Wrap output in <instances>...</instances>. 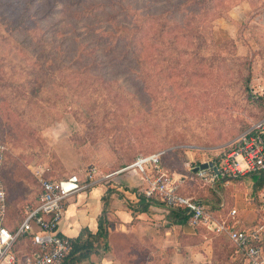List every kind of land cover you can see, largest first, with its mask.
<instances>
[{
  "label": "rangeland",
  "instance_id": "374dc122",
  "mask_svg": "<svg viewBox=\"0 0 264 264\" xmlns=\"http://www.w3.org/2000/svg\"><path fill=\"white\" fill-rule=\"evenodd\" d=\"M248 61L252 79L245 90ZM263 90L264 0H0L9 230L34 204V173L82 178L94 170L98 186L107 187L114 178H137L129 170L107 179L162 152L161 168L185 182L182 194L214 205L194 164L258 119L250 96ZM260 200L241 178L226 185L225 209L214 217L227 220L236 208L233 223L252 216L241 224L246 229L264 219ZM109 223L114 235L117 222ZM110 244L118 252L129 247L121 237ZM17 252L23 260L26 244ZM168 263L169 257L157 264Z\"/></svg>",
  "mask_w": 264,
  "mask_h": 264
},
{
  "label": "built area",
  "instance_id": "2783aa9c",
  "mask_svg": "<svg viewBox=\"0 0 264 264\" xmlns=\"http://www.w3.org/2000/svg\"><path fill=\"white\" fill-rule=\"evenodd\" d=\"M3 152L4 146L0 144V264H62L72 248L71 241L59 230L66 204L96 183L95 171H86L83 179L73 175L63 180L44 179L39 173L41 193L37 206L26 207L20 225L11 231L6 225L7 198L1 178ZM163 155L164 152L141 157L107 179L124 171H136L146 199H158L169 209L183 208L189 214L187 225L193 230L205 228L226 237L242 253L246 264H264V219L242 229L232 223L236 210L231 211V220L210 215L199 202L180 195V184L161 168ZM202 164L208 166L196 171V177L208 185L218 178L241 179L264 172V116ZM258 197L264 204V186ZM25 239L29 240L32 250L20 260L15 247Z\"/></svg>",
  "mask_w": 264,
  "mask_h": 264
},
{
  "label": "crops",
  "instance_id": "0c3cea01",
  "mask_svg": "<svg viewBox=\"0 0 264 264\" xmlns=\"http://www.w3.org/2000/svg\"><path fill=\"white\" fill-rule=\"evenodd\" d=\"M263 92L264 90L260 93L261 97ZM257 121L250 123L248 128ZM220 149L210 152L211 156L216 155ZM188 152L191 153V150ZM208 160L200 161L197 164L201 165ZM196 167L194 164L193 170ZM86 171L80 179L84 178ZM39 173H42L44 179H50L47 178V174L36 172L34 174L37 183H39L37 177ZM112 180L119 185V188H117L118 194L110 197L105 209L102 198L106 194L107 187L104 185L98 186L100 183L95 181L96 183L92 187L76 195L66 204L64 217L59 227L62 236L74 239L84 228L95 232L100 216L105 217L107 222H117L115 230L112 229L115 234H110V240L113 242L115 237L124 238L128 241L129 247L124 245L123 252L121 250L118 252L116 245L110 244L108 245V250L105 253L102 252L99 258L94 259L92 264H123V260L136 259L140 247L147 249V264L160 263L167 257H169L170 264H220L216 263L214 259V247L212 244L214 237L209 239L199 231L195 232L188 225L183 227L169 226L161 208L153 207L149 213L136 215H132L127 210L126 201H136V197L131 191L140 190L143 186L140 183L139 175L137 178L128 177L125 179V177H121L120 179L114 178ZM184 183L183 181L179 182L180 188L184 186ZM143 188L144 186L142 190ZM232 210H236L237 214L236 208H232ZM234 218L235 216H233L232 221ZM251 218L252 216L245 215L238 221L239 223H232L235 224V227L240 228L242 225L245 226L244 222L249 221ZM229 219L231 220V218ZM201 229L208 231L205 228Z\"/></svg>",
  "mask_w": 264,
  "mask_h": 264
},
{
  "label": "trees",
  "instance_id": "16d2710c",
  "mask_svg": "<svg viewBox=\"0 0 264 264\" xmlns=\"http://www.w3.org/2000/svg\"><path fill=\"white\" fill-rule=\"evenodd\" d=\"M248 65L246 68V76H245V82H244V87L245 90H247L248 86L251 83V67H252V62L248 61ZM78 71V70H77ZM81 71L75 73V75H79ZM79 73V74H78ZM251 100L253 103L258 107V112L259 116L257 120H260L264 116V96L262 97H252L250 96ZM256 120V121H257ZM248 129V126L240 132L238 135L243 133ZM237 135V136H238ZM166 156V155H165ZM198 167L199 164H195V167ZM193 172V170H192ZM194 173V172H193ZM1 178L2 182L4 185L3 177H2V169H1ZM62 178V179H50V180H63L67 179ZM237 180L241 179H232V178H218L213 184L207 185L209 188V191L211 193V196L213 197V200H215L214 205L212 204L209 199H201V198H192L189 195H184L182 194V187L180 188V195L186 199H190L192 201L199 202L205 209L207 213H209L212 216H215L214 213H219L220 211H223L225 209V190H226V185L228 183H234ZM247 183H251V186L253 188V194L255 198H258L259 193L261 192L263 186H264V172L259 173V174H253L250 176H247L243 178ZM113 183L105 184L107 187H109L106 191L105 196L102 198V202L104 204V209L108 204V200L110 197L114 194H118L117 188H119V185L115 184L114 181H111ZM38 186V192L35 197L34 204H30V208H34L37 206L38 203V197L41 193V188L39 183H37ZM5 192H6V198H7V220H6V225L7 227L9 224H11V219L9 216V207H8V195L6 191V187L4 186ZM132 194L135 195L136 201L135 202H129L126 201V208L127 210L132 214H146L149 213L151 208H161L163 210V213L165 214V220L166 223L169 226H186L189 221V214L183 209V208H175V209H169L165 207V205L159 201L158 199H151L148 200L144 197L142 187L140 190H134L131 191ZM258 204V203H257ZM26 206H28L26 204ZM208 206H211L208 208ZM213 206V207H212ZM228 206V205H227ZM260 207L261 205L258 204ZM231 211V210H230ZM229 211V212H230ZM262 216V215H261ZM261 220V219H260ZM255 224V223H254ZM254 224L250 225L253 226ZM109 222H107L106 218L103 216L99 217V220L97 222V229L95 232H91L89 229L84 228L82 229L78 236L74 239H69L72 243V248L68 255L65 257L63 260L62 264H88V263H93L95 258H99L102 252H106L108 250V241L110 240V233H109ZM16 227H14L15 229ZM12 229L11 231H13ZM200 230L199 228L194 230L198 231ZM215 235L214 233H211ZM217 236V235H215ZM228 241V240H227ZM223 241L221 239L216 240L215 237L213 238V247H214V259L216 263L220 264H246L243 258L242 253L236 248V246L231 243L230 241ZM223 245H219V244ZM26 244V251L27 254L24 256H28L32 250V246L29 242V240H20L18 241L16 247H15V252L18 256L17 252V247L20 245ZM225 244V245H224ZM226 247L229 248L226 249ZM222 248V249H221ZM147 249L144 247H140V249L137 252L138 256H141V258L144 259L143 264H147ZM227 250V251H226ZM140 251V252H139ZM227 252V253H225ZM19 258V256H18ZM129 261V260H128ZM123 264H127V260H123Z\"/></svg>",
  "mask_w": 264,
  "mask_h": 264
},
{
  "label": "water",
  "instance_id": "95a60500",
  "mask_svg": "<svg viewBox=\"0 0 264 264\" xmlns=\"http://www.w3.org/2000/svg\"><path fill=\"white\" fill-rule=\"evenodd\" d=\"M207 164H201V165H199L197 168H195L194 170H193V172L195 173L196 171H198V170H204V169H206L207 168Z\"/></svg>",
  "mask_w": 264,
  "mask_h": 264
}]
</instances>
